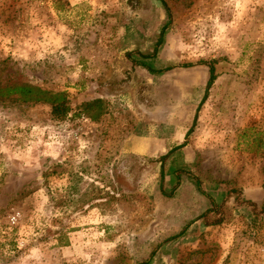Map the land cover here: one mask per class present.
<instances>
[{"label": "rangeland", "instance_id": "1", "mask_svg": "<svg viewBox=\"0 0 264 264\" xmlns=\"http://www.w3.org/2000/svg\"><path fill=\"white\" fill-rule=\"evenodd\" d=\"M20 83L70 112L0 100V264H264V0H0Z\"/></svg>", "mask_w": 264, "mask_h": 264}, {"label": "trees", "instance_id": "2", "mask_svg": "<svg viewBox=\"0 0 264 264\" xmlns=\"http://www.w3.org/2000/svg\"><path fill=\"white\" fill-rule=\"evenodd\" d=\"M160 41H158V44ZM157 48H155L154 53L156 52ZM148 57H152L148 56ZM147 58V57H145ZM139 66H144L147 67V65H142V63H138ZM209 67V80L207 82V89L213 84L216 75H215V70L213 65L210 63L208 65ZM148 70L152 73H157L159 74L160 71H154L150 68ZM11 100L13 102H20L22 104H47L51 107V114L53 118H63L65 117L69 112H70V107L68 103V99L64 93H58V92H51V91H46L43 90L39 87L33 86L31 84L27 83H20V84H12L9 86H3L0 87V100ZM81 112L85 117L91 121H97L99 120L104 114L105 110L103 108L102 101L100 99H97L92 102H85L82 104L81 107ZM181 171H176L173 173V176L171 178L172 187L173 190H175L178 185L180 184L181 180ZM188 176V178L193 182L195 185V188L199 195L204 196L206 200L208 201L207 206L202 210V212L199 214L198 218H205L209 213L214 212L217 210V212L220 211L221 204L218 205L216 201L210 197L203 189L201 188L200 182L192 177L190 174L184 173ZM190 176V177H189ZM161 182H163V174L161 173ZM264 188V185H263ZM233 192H236L234 190ZM223 195H220L221 203L224 201L223 200ZM252 205L253 209L257 207V204L250 202ZM262 213L264 211V202L260 206ZM252 213V211H251ZM257 216V215H255ZM219 223V222H218ZM185 226L180 234H183L185 231Z\"/></svg>", "mask_w": 264, "mask_h": 264}]
</instances>
